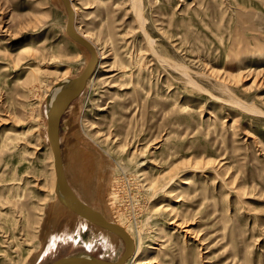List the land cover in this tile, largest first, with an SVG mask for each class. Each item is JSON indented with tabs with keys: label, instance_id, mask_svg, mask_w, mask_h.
<instances>
[{
	"label": "rangeland",
	"instance_id": "374dc122",
	"mask_svg": "<svg viewBox=\"0 0 264 264\" xmlns=\"http://www.w3.org/2000/svg\"><path fill=\"white\" fill-rule=\"evenodd\" d=\"M70 1L100 57L61 119L64 170L133 235L125 264H264V0ZM67 20L62 0H0V264L125 249L50 212L52 97L91 57Z\"/></svg>",
	"mask_w": 264,
	"mask_h": 264
},
{
	"label": "water",
	"instance_id": "95a60500",
	"mask_svg": "<svg viewBox=\"0 0 264 264\" xmlns=\"http://www.w3.org/2000/svg\"><path fill=\"white\" fill-rule=\"evenodd\" d=\"M64 7L68 14L66 31L68 35L77 43L85 46L91 53L88 61L81 74L75 78L67 79L62 88L61 98L51 110L49 118V141L52 146L54 156V166L56 171V189L62 187L66 191V205L68 208L74 210L81 216L90 221L115 231L124 241L125 249L123 254L114 261H108L98 258L91 254H76L69 257L62 258L58 264H125L131 258L136 249L134 239L129 233L119 224L107 220L100 211L92 208L83 202L74 192L64 172V164L62 159V151L60 144V125L61 119L69 105L75 100L84 90L88 79L94 74L98 63V53L94 44L82 36L76 29L74 23V10L70 0H62ZM53 264V263H52Z\"/></svg>",
	"mask_w": 264,
	"mask_h": 264
},
{
	"label": "bare ground",
	"instance_id": "6f19581e",
	"mask_svg": "<svg viewBox=\"0 0 264 264\" xmlns=\"http://www.w3.org/2000/svg\"><path fill=\"white\" fill-rule=\"evenodd\" d=\"M61 1V0H60ZM139 2V1H138ZM72 7H73V10H74V13H75V7H74V5L72 4ZM77 29V28H76ZM77 31L82 35V36H84L86 39H88V40H90V36H91V34L89 33V32H81V31H79L78 29H77ZM240 40V39H239ZM77 43V42H76ZM40 44H42V39H40V40H30V41H28V42H26V43H24L23 45H21V47H20V51H22V52H24V51H27V50H30V49H32V48H34L35 46H37V45H40ZM238 44V43H237ZM240 44V43H239ZM95 45V44H94ZM97 50V49H96ZM98 53V59H99V57H100V52L98 51L97 52ZM89 60V59H88ZM98 64V63H97ZM35 73V72H34ZM94 75V74H93ZM93 75L88 79V81H90V79H92V77H93ZM66 81V80H65ZM65 81H63L62 83H61V90L59 89V91H57L56 93L57 94H55V98L54 97H52V101H51V105H50V113H49V118H50V114H51V110H52V107L56 104V103H58V101L60 100V96H61V92H62V88H63V84H64V82ZM88 81H87V83H88ZM53 96H54V94H53ZM72 149V148H71ZM83 150V149H82ZM80 151V150H79ZM97 161H98V159H96ZM100 161H101V159H100ZM104 163V162H103ZM93 165V164H92ZM96 166V165H95ZM67 167H70V166H67ZM97 168V167H96ZM77 169V168H76ZM78 169H79V167H78ZM98 169H99V167H98ZM69 173L70 174H72V172L74 171V168L73 167H70L69 168ZM91 171V170H90ZM107 171V170H106ZM64 172H65V170H64ZM95 173V172H94ZM65 175H66V172H65ZM74 175V174H73ZM95 175V174H94ZM79 178V177H78ZM84 178H85V176H84ZM93 179V178H92ZM84 180V179H83ZM93 182V181H92ZM82 183L83 182H81V185H82ZM84 185V184H83ZM87 185V184H86ZM85 190H87V189H85ZM57 193H58V195H59V197H60V200H58L57 202H55V204H54V206L50 209V212H51V214L54 216L56 213H57V210L59 209L61 212H63V211H67V213L72 217V218H74L75 220H76V222H77V224L79 225V224H81V223H84L85 225H87V226H90L91 224H94V222H92V221H90L89 219H87V218H85L84 216H81L80 214H78L77 212H75L74 210H72V209H70V208H68V206L66 205V191H65V189L64 188H62V187H58L57 188ZM87 195V194H86ZM92 195V194H91ZM55 207V208H54ZM102 213V215L107 219V220H109V221H111V222H115V223H117V224H119L120 226H122L128 233H129V235L132 237V238H134L133 237V235L131 234V232L129 231V229L124 225V224H122L120 221H117V220H115V219H113V218H111V217H107L103 212H101ZM96 224V223H95ZM98 227H100V228H102L103 229V231H104V233L107 235V237H108V239L112 242V243H116V241L117 240H119L118 239V234L115 232V231H113V230H111V229H109V228H106V227H102V226H100V225H98V224H96ZM96 230H98V228L96 229ZM118 235V236H117ZM135 246H136V248H137V243H136V241H135ZM41 255V254H40ZM34 257V259H38L39 258V255H34L33 256ZM59 262H61V261H55L53 264H58ZM148 262V261H147ZM146 262V263H147Z\"/></svg>",
	"mask_w": 264,
	"mask_h": 264
}]
</instances>
